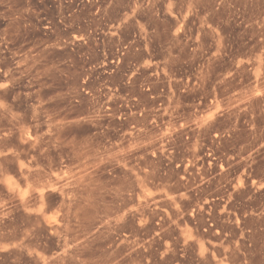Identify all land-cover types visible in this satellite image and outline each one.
<instances>
[{"label": "rangeland", "instance_id": "1", "mask_svg": "<svg viewBox=\"0 0 264 264\" xmlns=\"http://www.w3.org/2000/svg\"><path fill=\"white\" fill-rule=\"evenodd\" d=\"M0 264H264V0H0Z\"/></svg>", "mask_w": 264, "mask_h": 264}]
</instances>
